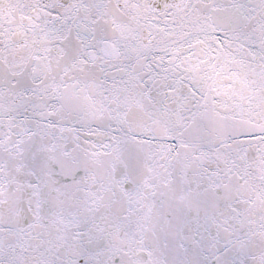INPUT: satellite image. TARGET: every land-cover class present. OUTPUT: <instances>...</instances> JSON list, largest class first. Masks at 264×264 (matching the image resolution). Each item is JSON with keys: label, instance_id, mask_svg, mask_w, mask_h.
<instances>
[{"label": "snow or ice", "instance_id": "snow-or-ice-1", "mask_svg": "<svg viewBox=\"0 0 264 264\" xmlns=\"http://www.w3.org/2000/svg\"><path fill=\"white\" fill-rule=\"evenodd\" d=\"M0 264H264V0H0Z\"/></svg>", "mask_w": 264, "mask_h": 264}]
</instances>
